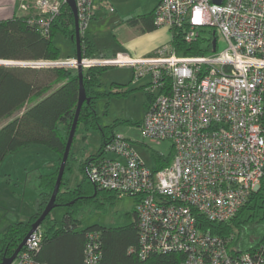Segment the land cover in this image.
<instances>
[{
    "label": "built area",
    "instance_id": "built-area-1",
    "mask_svg": "<svg viewBox=\"0 0 264 264\" xmlns=\"http://www.w3.org/2000/svg\"><path fill=\"white\" fill-rule=\"evenodd\" d=\"M110 1V0H106ZM159 0L158 27L183 31L212 52L178 55L172 42L143 57L117 53L21 65L130 66L133 80L149 77L154 95L141 123L144 136L170 140L173 158L158 170L149 167L131 142L115 134L85 166L97 187L138 198L139 257L183 254L179 264H264V240L252 251L230 250L231 237L199 227V218L224 223L235 217L264 183V0ZM68 0L22 3L29 24L49 34ZM80 32L93 16L94 0H75ZM224 44L218 49V40ZM215 41V43H214ZM216 50L213 51V47ZM40 228L11 264H48L36 258ZM86 264H98L102 244L87 235Z\"/></svg>",
    "mask_w": 264,
    "mask_h": 264
},
{
    "label": "trees",
    "instance_id": "trees-1",
    "mask_svg": "<svg viewBox=\"0 0 264 264\" xmlns=\"http://www.w3.org/2000/svg\"><path fill=\"white\" fill-rule=\"evenodd\" d=\"M29 17L15 14L0 19V61L8 63H0V122H5L0 128V165L7 155L33 143H43L54 149L58 162L53 172L34 173L29 177L28 183L37 191L36 210L26 220L12 222L0 233V264L5 257L14 253L53 194L79 99L80 84L76 68L17 64L63 60L60 57V48L54 40L58 31L69 38L76 49L74 14L69 4H63L61 13L52 22L48 35L42 33L39 27L30 25ZM154 17L155 10L132 17L128 23L141 24L144 30L154 31L158 28ZM171 34L169 42H172L178 55H202L212 52L211 47L204 46L203 40L187 43L183 31L177 28H172ZM81 47L83 57L95 55L94 41L82 33ZM107 68L98 66L83 69V84L89 101L82 105L77 125L78 128L80 122L84 121L87 128L90 125L99 128L101 146L96 154L90 153L80 161L82 176L74 185H70L69 179L66 178L67 171L71 169L69 161L74 157L71 147L55 200L56 207L65 210L59 222L52 216L54 209L43 220L40 226V245L35 256L48 264H86L84 246L87 235L91 231H97L102 244V256L98 264H179L184 257L180 253L152 252L145 259L139 257L140 236L136 209L133 213L134 221L123 226L80 227L77 218L79 204L85 200L102 204L103 201L112 202L120 196L116 191L95 186L85 173L87 162L93 156H99L104 145L116 134L114 125L102 126L96 113L97 100L108 95L97 91L100 76ZM172 158V150L167 156L157 153L155 159L158 165L155 169L167 166ZM99 196H102V199H99ZM198 225L214 234L230 236L231 244L235 246L233 250H255L264 240V183L259 190L251 194L230 221L214 223L201 217ZM235 234L238 235L236 241Z\"/></svg>",
    "mask_w": 264,
    "mask_h": 264
},
{
    "label": "rangeland",
    "instance_id": "rangeland-1",
    "mask_svg": "<svg viewBox=\"0 0 264 264\" xmlns=\"http://www.w3.org/2000/svg\"><path fill=\"white\" fill-rule=\"evenodd\" d=\"M158 1L102 0L99 2L95 0L98 7L94 8L93 16L83 32L94 41L95 56L123 53L129 51V47H150L165 42V39L171 40V30L169 33L160 28L157 32L146 35L138 27L128 23L133 16L150 12ZM34 11L30 13H35ZM54 40L60 48L61 59L74 58L76 49L69 38L58 31ZM218 42L220 50L224 44L220 39ZM132 80L133 68L130 66H109L104 70L97 91L108 95L97 100L96 113L102 126L114 125V133L126 137L139 157L149 167L155 168L158 165L156 154L167 156L172 149V142L154 141L144 136L141 123L155 93L149 91L152 89L151 85L149 88L146 86L149 77H144L138 82ZM4 123L0 122V128ZM100 146L101 130L92 125L87 128L86 123L81 121L72 142L74 157L69 161L71 169L66 174L70 185H74L82 176L79 169L80 161L90 153L96 154ZM56 160L55 150L43 143H33L10 153L3 160L0 165V233L4 232L12 222L26 220L35 212L37 191L28 183V179L34 173L52 172L54 168L51 166ZM99 199H102V196H99ZM137 202L138 198L132 195L118 196L112 202L103 201L102 204L85 200L77 208L80 227H119L132 223ZM64 210L56 207L52 211V216L59 222ZM237 238L238 235L235 234V241ZM234 247L231 244L230 250Z\"/></svg>",
    "mask_w": 264,
    "mask_h": 264
},
{
    "label": "water",
    "instance_id": "water-1",
    "mask_svg": "<svg viewBox=\"0 0 264 264\" xmlns=\"http://www.w3.org/2000/svg\"><path fill=\"white\" fill-rule=\"evenodd\" d=\"M214 1L218 2V3L221 2L220 0H214ZM68 4H69V6H70V8L74 14L76 58L78 61H81V59H82L81 32L79 29V22H78V15H77V8H76L75 0H68ZM214 43H215V41H214ZM215 50H216V47L214 44L213 51H215ZM0 63L6 64L7 62L0 61ZM12 64H16V63H12ZM78 76H79V84H80L78 105H77V109H76V113H75V117L73 119L71 129L69 132L66 148H65L64 154L62 156L61 163L59 165V171H58L57 180H56V184H55L53 194H52L49 202L47 203L45 209L43 210V212L39 216V218L32 224V228L29 231V233L26 235V237L23 239V241L20 243V245L14 251V253L10 257H5L2 260L1 264H11L14 261V259L18 256L19 252L22 250V248L27 244V241L32 237V234L40 228V226H41L43 220L46 218V216L54 208H56L57 204L55 203V200H56L57 193L59 192L61 182H62V178H63L64 172H65L67 160H68L69 155H70L72 142H73L75 132L77 129V125H78V121H79L80 111H81V108H82V105L84 104V102L89 101V98L87 97L86 90H85V87L83 84V68L81 66L78 67Z\"/></svg>",
    "mask_w": 264,
    "mask_h": 264
},
{
    "label": "crops",
    "instance_id": "crops-1",
    "mask_svg": "<svg viewBox=\"0 0 264 264\" xmlns=\"http://www.w3.org/2000/svg\"><path fill=\"white\" fill-rule=\"evenodd\" d=\"M35 0H0V19L1 18H8L10 16H13V15H27L30 13V11H24L21 9V4L22 3H27V4H32ZM102 0H99V2H101ZM98 2V3H99ZM159 2V1H158ZM100 5V4H99ZM98 7V4L95 3V0H94V4H93V11H94V8L96 9ZM156 7V6H155ZM155 7L151 10H155ZM150 11V12H151ZM149 13V12H148ZM146 14V13H144ZM140 15H143V14H140ZM139 15L137 16H133V17H138ZM134 27H138L144 34H153L155 32L158 31V29H162L164 31H169V29L165 28V27H158L156 30L154 31H147V30H144L143 26L141 24H130ZM154 36V35H153ZM167 39H165V42H160L159 44H156V45H163L165 43H167L170 38L166 41ZM155 45V46H156ZM155 46H150V47H143V48H137V47H129V51H126V52H123V53H127L131 56H135V57H143V56H146L148 55L149 53H151L152 51H154L157 47ZM96 53V52H95ZM117 54V53H116ZM116 54H112V55H104V57L106 58H112L114 57ZM95 56V55H94ZM57 162H58V155H57V160L52 164L51 168H54L53 171L55 170L56 168V165H57ZM52 171V172H53ZM51 173V172H49Z\"/></svg>",
    "mask_w": 264,
    "mask_h": 264
}]
</instances>
